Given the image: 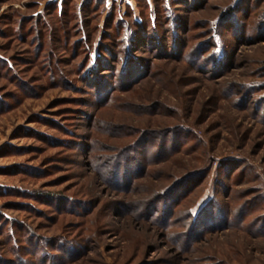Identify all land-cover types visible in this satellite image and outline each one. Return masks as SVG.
I'll list each match as a JSON object with an SVG mask.
<instances>
[{
  "label": "rangeland",
  "instance_id": "1",
  "mask_svg": "<svg viewBox=\"0 0 264 264\" xmlns=\"http://www.w3.org/2000/svg\"><path fill=\"white\" fill-rule=\"evenodd\" d=\"M147 3L0 0V264H264V0Z\"/></svg>",
  "mask_w": 264,
  "mask_h": 264
},
{
  "label": "trees",
  "instance_id": "2",
  "mask_svg": "<svg viewBox=\"0 0 264 264\" xmlns=\"http://www.w3.org/2000/svg\"><path fill=\"white\" fill-rule=\"evenodd\" d=\"M143 1H145V3H146V5L149 7V3H147V0H143ZM165 8L167 9V6H165ZM128 13H132V12H128ZM151 13V15H150V17H148V21H145V22H143L144 20L142 19V20H138V19H134V22H135V24L136 25H138V26H140V27H142L144 24H146V22H149L148 23V25L150 26V27H153L154 28V26H156V22H158V9L156 10V13H155V15H152V12H150ZM64 14V9L62 10V12H61V15H63ZM168 16L170 17V18H172L173 20H174V17L172 16V14L168 11ZM171 19V20H172ZM173 22V21H172ZM144 23V24H143ZM143 24V25H142ZM123 26V25H122ZM216 27H218V23L217 24H215V27L214 26H212V29H217ZM123 29H125V32H126V36H125V38H123L124 39V45L126 46L127 44H131V43H133L134 42V44H135V42L138 40H143V39H141L142 38V35H143V32H145V30H142V32H140V33H137L136 32V34H135V31H134V33L132 32L131 34H130V30H128L127 28H125L124 26H123ZM147 32V31H146ZM216 32V31H215ZM130 34V35H129ZM133 34V35H132ZM141 37V38H140ZM213 41H214V44H215V48H214V51H213V53H214V55H215V57L217 58L216 60V63L218 64V65H221L222 63H226V61H227V55H226V53H225V47H224V43H223V39H222V35L218 32L217 34H215L214 35V37H213ZM134 44H132V45H134ZM99 50H100V52L101 53H103V55L105 56V54L106 53H111V50L110 49H108L103 43H102V45H100V47H99ZM127 51V55L129 54V50L127 49L126 50ZM205 52H207V50L205 51ZM127 57H129V56H127ZM127 57H126V59H125V61H124V63L126 64V66H128V68H129V66H130V64H133V63H128L127 62ZM210 60H212V58L210 57L209 58ZM214 60V59H213ZM106 60H105V58L103 57V56H99L97 59H96V63L94 64V65H89V68L90 69H88V70H91V68H95V66L96 67H98V66H101V64H104V62H105ZM105 65V64H104ZM93 75V74H92ZM123 77H125L124 75H123ZM104 94H106V93H104ZM116 159H117V157H114V160L112 161V164H116L115 162H116ZM211 200H208L207 201V203L205 204V206L204 205H202V207H200V209H198V211H197V213L194 215V217H193V223H195V222H197V221H199L200 219H201V216L204 214V212L206 211V209L205 208H208L209 206H212L211 205V202H210ZM202 212V213H201ZM200 215V216H199ZM194 225V224H193ZM11 231V232H10ZM9 232H10V237H12L13 236V239L15 240V242H16V237H15V235H14V230H13V226H10L9 227ZM64 245H67V247H69L70 246V244H69V242L68 243H65ZM61 246V245H60ZM62 247V246H61ZM65 247V246H64ZM75 250V249H74ZM44 255V254H43ZM44 257H45V255H44Z\"/></svg>",
  "mask_w": 264,
  "mask_h": 264
}]
</instances>
